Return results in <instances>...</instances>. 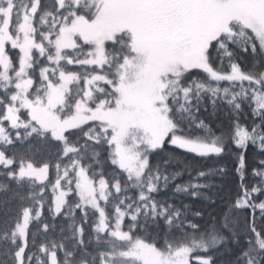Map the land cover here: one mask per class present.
Returning a JSON list of instances; mask_svg holds the SVG:
<instances>
[{
	"label": "snow or ice",
	"instance_id": "6c2138e0",
	"mask_svg": "<svg viewBox=\"0 0 264 264\" xmlns=\"http://www.w3.org/2000/svg\"><path fill=\"white\" fill-rule=\"evenodd\" d=\"M0 264H264V0H0Z\"/></svg>",
	"mask_w": 264,
	"mask_h": 264
}]
</instances>
